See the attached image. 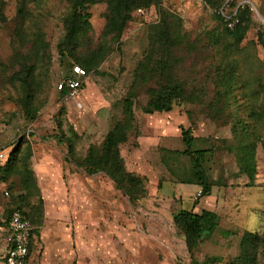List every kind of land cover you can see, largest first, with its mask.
Instances as JSON below:
<instances>
[{
    "label": "rangeland",
    "instance_id": "obj_1",
    "mask_svg": "<svg viewBox=\"0 0 264 264\" xmlns=\"http://www.w3.org/2000/svg\"><path fill=\"white\" fill-rule=\"evenodd\" d=\"M24 2L26 18L19 15ZM245 4L251 8L250 28L228 52L225 46L230 39L222 36L225 26L204 0H162L146 15L133 11L120 40L108 37L98 69L88 73L76 96L67 98L57 86L76 64L59 47L71 4L68 0H0V152L8 158L20 145L19 156L28 159L39 186L37 193L22 199L18 175L4 179L0 170V216L13 204L32 216L41 234L34 264H191L185 238L173 220L182 209L218 214L216 228L194 249L201 262L218 257L216 264H230L243 251L246 231L264 233V47L258 36L264 31V0H226L221 8L230 16ZM166 9L182 22L183 40L172 60L174 72L189 93L199 91V96L176 102L169 112L148 114L143 111L146 90L159 86L160 69L138 85L133 80L149 59L151 26ZM86 11L92 27L77 54L98 50L104 41L107 3L88 4ZM33 30L41 32L43 50L34 86V102L40 109L31 121L7 65L16 50L32 46ZM212 35L218 37L217 43L210 41ZM156 53L149 67L159 64L164 54ZM132 87L137 90L134 128L119 148L127 171L142 180L147 193L134 202L104 172L91 175L77 167L67 146V140L75 142L77 157L91 145L100 146L123 118V99ZM234 127L238 135L248 134L255 143L254 185L229 148L237 141ZM182 128H191L193 150L210 148L200 167L183 152L188 145ZM202 181L210 182L211 190L198 196ZM2 238L0 231V256ZM254 264H264L263 251Z\"/></svg>",
    "mask_w": 264,
    "mask_h": 264
},
{
    "label": "trees",
    "instance_id": "obj_2",
    "mask_svg": "<svg viewBox=\"0 0 264 264\" xmlns=\"http://www.w3.org/2000/svg\"><path fill=\"white\" fill-rule=\"evenodd\" d=\"M98 1H105L107 3L108 12L106 13V25L103 30V44L98 50L88 49L86 51H77L83 46L84 35L91 29V22L89 20L90 14L86 11L88 4L96 3ZM162 0H68L71 4V10L65 18L66 34L60 43V50L62 53L68 52L75 60L76 64L84 67L88 73L96 71L100 66L104 53L107 51L108 37L119 41L123 31L131 18V13L138 8H150L154 5H160ZM210 8H213L214 14L224 24L222 36L230 39L225 46V52L238 46L246 37L251 25V8L248 4L240 5L237 9V14L240 17L234 29H230L226 25V18L222 14L226 0H204ZM228 3L226 2V5ZM221 8V9H220ZM19 15L27 17L28 12L24 4L19 8ZM232 15V14H231ZM181 17L177 14L171 13L169 10H163L161 19L158 23L153 24L150 29V52L148 60L139 66L136 72L133 83L138 85V82L147 81L149 76L157 74L162 81L157 87H149L146 90L148 100L143 106V111L148 114L155 112H169L173 109L176 102L185 101L190 98L198 97V92H188L185 81L174 72L172 60L175 58L174 50L181 41L183 35L180 31ZM34 39L30 48L18 49L10 59V69L13 70L11 80L13 84L20 88L22 92L21 105L24 113L31 121L38 117L40 107L35 104L36 88L35 86V71L37 65L42 60V34L40 31H32ZM17 36L21 37V30H17ZM259 40L264 47V31H259ZM212 43H217L218 37L212 35L210 37ZM26 45V44H25ZM162 50L164 54L159 57V64L149 67L150 63L156 59L154 56L156 52ZM157 54V53H156ZM181 62V59L178 60ZM235 63V62H234ZM236 65V64H235ZM146 68V69H145ZM149 73V74H148ZM134 85V87H135ZM84 87V84H83ZM82 87V88H83ZM132 91L127 97L123 99V118L116 121L114 126L109 130L105 139L100 146H89L84 156L77 157L75 154L76 145L72 140H67L68 152L71 161L77 166L81 167L88 174H95L104 172L115 183V187L121 190L131 202H134L141 197H145V188L142 180L127 171L124 159L120 152V143L125 142L129 138V132L134 128L133 122L135 119L134 105L137 97V90ZM81 88V89H82ZM63 92V91H62ZM65 93V92H63ZM219 92L218 95H220ZM227 94V92L225 93ZM224 94V95H225ZM136 127V126H135ZM238 128L234 127L233 132L236 142H231L230 150L236 153L237 161L240 165L242 173L246 174L252 185L255 184V177L257 174L256 151L253 140L248 139V134L239 133ZM244 132L248 131L243 127ZM182 137L188 148L183 152L192 155V160L196 167L201 166V158L209 149L193 150L191 144L195 136L191 128H182ZM240 138V140H239ZM20 145L12 152V155L7 158V162L0 166L4 179L13 174L18 175L19 189L22 199L28 198L39 191L34 170L27 164L28 159L20 158ZM204 178V177H202ZM202 194L209 193L211 190V183L202 181ZM8 191V190H7ZM9 192V191H8ZM20 210L24 212L31 222L35 225V221L29 213L22 208L21 205L11 206L8 208L3 216H0V230L5 226L14 211ZM218 214L216 211L202 210L200 213L193 210H179L173 214V220L178 230L183 234L187 243L188 252L191 255V264H216L218 257L207 259L201 262L194 256V249L202 237L206 233L212 232L217 223ZM40 229L35 225L34 233L39 235ZM242 252L235 257L230 264H254L258 252H264V233H254L246 231L242 238Z\"/></svg>",
    "mask_w": 264,
    "mask_h": 264
},
{
    "label": "built area",
    "instance_id": "obj_3",
    "mask_svg": "<svg viewBox=\"0 0 264 264\" xmlns=\"http://www.w3.org/2000/svg\"><path fill=\"white\" fill-rule=\"evenodd\" d=\"M149 8L141 7L136 10L138 15H146ZM222 14L226 18V25L230 29H234L240 20L237 11L227 16L224 11ZM87 71L79 64H74L71 73L66 74L58 83L57 89L65 92L67 98L74 97L83 87ZM7 160L4 152H0V165ZM8 195L9 192L6 190ZM202 194V190L198 191V196ZM4 240V252L0 259V264H32L34 247L36 245V235L34 226L29 217L22 211L16 210L11 215L9 222L0 230Z\"/></svg>",
    "mask_w": 264,
    "mask_h": 264
},
{
    "label": "crops",
    "instance_id": "obj_4",
    "mask_svg": "<svg viewBox=\"0 0 264 264\" xmlns=\"http://www.w3.org/2000/svg\"><path fill=\"white\" fill-rule=\"evenodd\" d=\"M158 113V112H157ZM154 114V113H153ZM156 114V113H155ZM166 127V126H165ZM164 127V128H165ZM158 130H159V128H158ZM140 143H142V141H140ZM44 160L43 161H45V162H47V158H43ZM43 161H42V159H41V161L40 162H38V163H40V165L41 164H43ZM39 168H41V166H39ZM36 169V168H35ZM171 181V180H170ZM40 185V184H39ZM203 188V187H202ZM202 188H199L198 190H200V189H202ZM197 190V191H198ZM173 191H175V192H177L176 190H173ZM192 210V209H191ZM207 210V209H206ZM193 211H195V212H197V213H200L202 210H198V211H196V210H193ZM33 224V223H32ZM33 226H34V228H35V225L33 224ZM35 235H36V244H37V241H38V239L40 238L41 239V234H40V232H39V235H37L36 233H35ZM2 247H3V249H2V254H3V252H4V240H3V238H2ZM36 251V245H35V247H34V252ZM2 254H1V256H2ZM1 256H0V259H1ZM34 259H35V256L33 257V259H32V264H34L33 262H34Z\"/></svg>",
    "mask_w": 264,
    "mask_h": 264
}]
</instances>
